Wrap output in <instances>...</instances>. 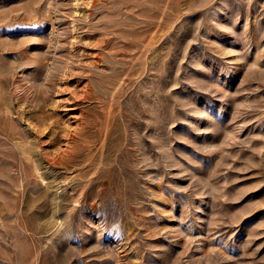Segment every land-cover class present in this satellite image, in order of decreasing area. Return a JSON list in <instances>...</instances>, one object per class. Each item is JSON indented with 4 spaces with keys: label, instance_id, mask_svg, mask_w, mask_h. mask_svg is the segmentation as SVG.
Masks as SVG:
<instances>
[{
    "label": "rangeland",
    "instance_id": "1",
    "mask_svg": "<svg viewBox=\"0 0 264 264\" xmlns=\"http://www.w3.org/2000/svg\"><path fill=\"white\" fill-rule=\"evenodd\" d=\"M0 264H264V0H0Z\"/></svg>",
    "mask_w": 264,
    "mask_h": 264
},
{
    "label": "bare ground",
    "instance_id": "2",
    "mask_svg": "<svg viewBox=\"0 0 264 264\" xmlns=\"http://www.w3.org/2000/svg\"><path fill=\"white\" fill-rule=\"evenodd\" d=\"M75 152V151H74ZM74 154V153H73Z\"/></svg>",
    "mask_w": 264,
    "mask_h": 264
}]
</instances>
